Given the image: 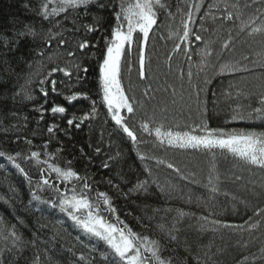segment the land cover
<instances>
[{
    "label": "trees",
    "instance_id": "trees-1",
    "mask_svg": "<svg viewBox=\"0 0 264 264\" xmlns=\"http://www.w3.org/2000/svg\"><path fill=\"white\" fill-rule=\"evenodd\" d=\"M166 2L173 13L176 12L178 4L184 7L183 0H166ZM225 2L231 4L237 0H203L204 7L199 14H196V24L193 25V30L203 36L205 41H213L211 47L214 54L204 72L197 77L195 73L200 61L197 53L204 45L193 41L190 53L194 73L192 83L204 89L200 94V99L207 101L205 119L210 127L221 126L264 131V119L231 121L232 110L236 104L240 103L246 107L249 101L244 100L243 97L238 101L236 99L227 100L222 95L229 83L237 84L245 92H259L261 83H264V74L258 66L253 73H237L234 77L218 75L220 63L241 60L243 55H249L251 59L256 60L259 59L256 56L257 53H264V40L259 36L250 37L247 32H240L239 21L221 25V21H213L210 17L204 16L209 4L219 3L223 8ZM238 2L243 5L246 2L250 3L251 0H238ZM100 4H104L105 7H100ZM109 4L110 0H96L94 4L89 5L86 11L72 12L67 19L63 16L56 18L62 29H71L74 20L77 27L81 23H93L94 18H98L100 24V31L95 33H84L83 29L74 35L69 31L65 32L66 38L70 40L68 48L74 47L75 42L82 36H87L98 45L91 50L95 52V56L91 53L87 57H81L79 54L77 56V59L89 69L86 82L74 83L75 76L69 80L62 73H56L52 77L57 80L59 93L68 94L71 88L73 91L87 92L92 100L97 101V110L101 112V116L96 115L94 119L85 121L79 128H76L67 125V118L73 114L80 115L90 111L91 101L81 99L68 104L63 99V95L52 93L49 85H46L49 95L45 98L39 92L37 84V73L42 75L50 67L56 65L62 67L68 59L66 49L58 47L55 41L51 48L46 47L42 42L41 36L47 29L51 28L53 32L57 30L54 23L43 21L36 15L37 0H0V121H2L0 123V150L8 153L16 151L27 153L31 147V150L43 151L41 147L45 142H49V152L57 153L56 161L66 166V162L71 160L75 170L81 175L87 174L91 177L90 183L93 190L90 195L93 198L97 192H107L112 197L120 219L124 220L134 231L153 238L164 239V233L158 226L164 225L166 229L170 228L176 216L175 209L180 208L186 212L195 213L196 217L207 215L210 219H219L234 225L244 224L249 217H251L250 222L259 220V226L251 231L247 230V225L243 230L220 228L217 231L211 229L202 231L200 229L202 222L194 217H184L176 226L179 229V248L176 252V260L177 264H185L184 257L188 256L187 264H194L193 256L195 254L203 256V253L207 251L211 256L208 264H237L238 261L245 264L242 261L243 256L249 257L247 264H251L253 256L257 258L255 264H264V261L259 259L260 249L264 248V217L254 215L257 208H264V172L242 167L231 157L218 156L216 163L221 178L220 193L211 195L205 187L210 157L190 150L153 148L151 143L138 146L141 152H147L177 165L182 173L189 177L181 179L166 166L156 165L155 161H140L136 156L137 147L115 129L114 122L104 111L103 104L100 102L101 95L96 72L104 43L103 37L108 35V30L114 22L112 8ZM256 6L261 7L259 4ZM212 11L217 16L220 15L216 9ZM243 11V18L247 19L255 8ZM201 16L204 17L203 21L199 18ZM179 21L178 15L172 20L166 17L165 10L160 11L157 26L150 34L147 49L150 57V62L146 67L148 79L139 80L137 58L132 62L130 73L126 68L124 70L122 83L125 89L128 86L131 94L145 105L144 109H138L137 121L145 113L151 115L154 108L159 117L160 110L165 106L168 108L166 115L169 122L172 121L173 116L180 123H192L199 119L195 89L188 84L186 76L184 80L179 79V70L182 69L187 73L189 61L183 51L172 52L175 40L168 38L169 31H174L179 26ZM201 24L208 31L201 30ZM26 25L33 26L40 35L35 39L30 36L17 37L16 33L25 30ZM229 33L233 38L231 48L218 58L216 53L220 52V45L228 39ZM5 38L9 41L7 46L4 44ZM13 40L17 42H11ZM40 51H43L45 55L39 56ZM168 55H172L171 68L166 62ZM243 63L250 68L253 67L247 61ZM205 74L210 81L207 85L204 84ZM29 80L32 81L31 84L26 83ZM62 80L64 83H61ZM149 85L152 91L148 97H145L143 92ZM168 85H173L177 89L178 95L175 99L178 103L175 106L171 103L173 99L171 89L164 90ZM21 86H24L34 97L32 100L25 99L23 93L16 95ZM181 91L184 96L183 101H180ZM190 95L191 100H189ZM152 96L155 99H151ZM252 103L255 106L254 100ZM53 104L64 105L67 112L54 116L50 111ZM181 104L184 105L183 109L177 111ZM40 105H43L47 111L43 113L36 111L35 109ZM41 115L43 119L40 118ZM52 124L59 127L54 133L49 134L47 128ZM25 138L32 141L31 146L25 143ZM96 147L101 148L98 155L94 151ZM57 149H62V151L57 152ZM81 149H83V154ZM89 157H91L90 162ZM108 157H114V159L109 160ZM104 162L109 164L107 169L102 167ZM146 165L153 170L151 179L161 185H172V187L161 192L156 184H150L147 192L133 191L125 197L107 183L108 180H112L120 185L122 192L128 193L138 180L145 179L146 174L143 170ZM190 173H195V176H190ZM9 176L0 171V178L3 180L0 183H4L2 187L9 195L11 218L4 210H0V217H3L6 227L15 225L24 241L34 242V244H26L20 252H5L3 257L5 264H32L34 254L37 252L41 255L42 264H76L80 252H83L89 260L94 258L95 264H103L100 258V252H102L100 248L93 246L89 250H80V236L75 231L73 232L75 227L64 214L61 217L54 215L59 221L52 222L48 217L31 213L22 204L20 205L19 196H17L19 194L14 191L17 187ZM236 176H240L241 179L236 180ZM224 192L229 195H223ZM232 196L236 199L233 200ZM168 208L173 211L165 212ZM156 209L160 211L157 212ZM92 241L93 245L97 244L94 239ZM245 244L247 247H244ZM186 245L191 247V251H186ZM8 246L10 247V242ZM4 247L5 242L0 241V249ZM173 248H176L175 244L169 245V251H166L164 255H172L171 249ZM97 257L99 260H96Z\"/></svg>",
    "mask_w": 264,
    "mask_h": 264
},
{
    "label": "snow or ice",
    "instance_id": "snow-or-ice-1",
    "mask_svg": "<svg viewBox=\"0 0 264 264\" xmlns=\"http://www.w3.org/2000/svg\"><path fill=\"white\" fill-rule=\"evenodd\" d=\"M96 0H37L35 13L43 21L54 23L56 31L53 32L51 28L47 29L43 36H41L43 44L51 48L53 42L62 49H66V59L64 66H52L44 74L37 73L39 85V92L45 98L49 95L50 86L52 93L61 94L57 88V80L52 78L56 73H62L64 77L69 80L75 76L74 83L86 82L88 67L83 65L77 56L87 57L89 53L95 56V52L91 51L98 47L87 36H82L81 39L75 42V46L68 48L70 40L66 38L65 32L69 31L73 35L80 33L83 29L84 33H95L100 31L99 19L94 18V22L90 24L81 23L79 27L76 26L75 20L71 29H62L59 20L56 18L62 17L67 19L72 12H79L81 10H88L89 5H92ZM184 7L176 6V12L170 10L166 0H110L109 6L112 8L113 24L108 30V35L103 37V47L101 55L98 59V88L101 95L100 102L107 110V115L111 121L114 122L115 129L126 137L127 140L137 147L136 156L140 161H155L156 165H164L167 169L172 170L181 179H188L182 173V170L172 162L150 155L147 152H141L138 146L141 144H152L153 148L163 147L167 149H176L183 151H192L210 157L209 169L207 176V184L205 187L211 195L220 193V174L218 165L216 163L217 157H231L238 165L246 167L249 170H259L264 172V131L249 130L243 128H226V127H210L205 115L207 113V101L200 99L201 92L204 91L199 85H193L194 73L191 67L192 61V45L193 41L203 43L204 47L197 53L200 57L198 70L195 73L197 77L210 63V58L214 54L211 47L213 41H205L204 37L193 30V25L196 24V14H199L204 7L203 0H183ZM259 4L261 7H257ZM100 7H105L100 4ZM27 8L28 5L26 4ZM208 11L204 16L210 17L213 21H221V25L228 22L239 21V31L247 32L250 37H261L264 40V0H251L241 5L238 0L235 3H224L223 8L219 3H212L207 6ZM255 8V11L244 19V9ZM212 9L220 12L217 16ZM161 10L166 11V17L174 20L178 15L180 17L179 26L174 30H170L168 34L169 39L175 40L172 49L173 53L183 51L189 61V69L185 73L182 69L179 70V79L184 80L187 77L188 84L195 89V102L197 104V111L199 119L192 123H180L176 117L173 116L172 121H168L166 113L168 108L165 106L160 110V116H157L155 108L151 115L145 113L138 121L136 119L138 109H144L145 105L142 101L136 99L135 96H129L122 83L125 68L130 73L132 70V53L135 46L138 60V78L141 81L148 79L147 63L150 62V57L147 54L148 45L150 42V34L157 26L158 15ZM203 21L204 17H199ZM201 30L208 31L207 28L200 25ZM40 33L31 26L26 25L25 30L16 33L17 37L30 36L35 39ZM163 38V37H161ZM17 42L15 40L11 41ZM9 41L4 40L5 46ZM233 43L231 33L228 39L224 40L220 45V52L216 53L219 58L223 52L230 50ZM39 56H44L45 53L40 51ZM259 59L253 60L249 55H243L241 60L225 61L219 64L218 75L221 76H235L237 73H253L256 66L261 69L264 74V53H257ZM51 59V57H49ZM172 55H168L166 62L171 68ZM247 61L253 65L248 67L243 63ZM31 67V65H29ZM83 73V75H81ZM209 79L205 74L204 84L209 83ZM26 83L31 84L29 80ZM61 83H64L62 80ZM171 89V96L173 97L172 105H177L178 101L175 97L178 95L177 89L173 85H168L165 91ZM183 89V85H181ZM152 91L151 86L145 88L143 96L148 97ZM27 100H32L34 97L27 91L24 86H21L20 91L16 95H21ZM63 95V99L72 104L78 100H90V111L84 112L80 115L73 114L67 118V125L69 127L79 128L85 121L94 119L97 115V101L92 100L87 92L73 91L69 89L68 94ZM215 95V94H214ZM222 95L227 100L236 99L237 101L243 97L244 100L249 101L247 106L237 103L232 110L231 121L236 120H251L264 119V83L260 85L259 92H245L237 84L229 83L228 87L223 90ZM180 101L184 100L183 93H179ZM155 99L154 96L150 97ZM191 95L189 100H191ZM254 100L255 106L252 101ZM45 103L47 100L45 99ZM184 105L181 104V111ZM43 113L47 111L43 105L35 109ZM51 113L65 114L67 108L62 104H53L50 107ZM43 119V115L40 117ZM26 119V118H25ZM2 123V121H0ZM59 126L52 124L47 128L49 134ZM17 139H20L17 137ZM25 143L29 146L32 141L25 138ZM48 143L43 145L41 150H29L27 153L16 151L8 153L0 150V158H5L19 173L24 177L27 183L31 186V198L49 205L53 209H58L60 213L64 214L72 225L80 230L85 236L94 239L97 242H102L104 250L100 252V258L103 264H177L176 252L179 248L178 232L176 227L181 219L184 217H194L200 223V229L217 231L220 228L243 230L247 225V230L256 229L260 221L250 222L245 221L244 224L234 225L223 222L219 219H210L207 215L196 217L193 212H186L182 208L175 209L176 216L170 228H165L164 225H159V229L164 233V239L153 238L150 235L134 231L122 219H120L117 208L112 202V197L107 192H97L95 198L90 193L93 190L91 186V177L87 174L81 175L72 167V161L68 160L66 166H61L60 163L55 162L57 153H50L47 151ZM62 149H57V152ZM83 154V149L80 150ZM95 153L98 155L101 152L100 147L95 148ZM119 156V153H117ZM109 160L114 157H108ZM89 162L91 157L88 158ZM25 162L36 168L38 179L33 180L30 172L22 166ZM102 167L108 168L109 164L104 162ZM145 179L138 180L137 183L129 189L128 193L122 192L120 185L108 180L107 183L114 188L117 193L125 197L133 192H147L150 184H156L161 192H165L167 188L172 185H161L153 177V170L147 165L144 167ZM52 174L55 179L59 181L64 188L61 189L52 181ZM194 177L195 173H190ZM236 180L241 179L240 176L235 177ZM195 183V180L193 179ZM46 190H51L55 193L54 196L44 199L40 193ZM223 195L228 196L227 192ZM235 200L236 197L232 196ZM155 211L159 212V209ZM173 209H165V212H172ZM110 214L106 218L104 213ZM211 215V214H209ZM257 217H264V208H257L254 211ZM114 217V219L112 218ZM139 220V218H137ZM147 227V225H144ZM0 241L5 242V247L0 249V264H5L3 259L5 252L13 253L23 251V248L28 243L19 234L15 225L5 226L3 217H0ZM166 241V242H165ZM10 242V247L8 246ZM175 244L176 248L171 249L172 255L165 256L164 253L169 251V245ZM247 247V244L244 245ZM71 251V249H69ZM186 251H191V247L186 245ZM260 260L264 261V248L260 249ZM194 264H208L211 259L208 252L205 251L203 256L195 254L193 256ZM256 257H252L251 264H255ZM188 256L184 257V262L187 264ZM242 261L247 264L249 262L248 256H243ZM95 264L94 258L89 260L85 257L83 252H80L76 264ZM32 264H42L41 255L37 252L34 254ZM237 264H241L240 261Z\"/></svg>",
    "mask_w": 264,
    "mask_h": 264
},
{
    "label": "bare ground",
    "instance_id": "bare-ground-1",
    "mask_svg": "<svg viewBox=\"0 0 264 264\" xmlns=\"http://www.w3.org/2000/svg\"><path fill=\"white\" fill-rule=\"evenodd\" d=\"M147 54H148V50H147ZM136 58H137V53H136V49H135V46H134L132 57H131L132 62ZM97 68H98V65H97ZM146 71H147V69H146ZM96 73H97V78H98V74H99V70L98 69H97ZM126 91H127V94L129 96H133L131 94V90H130V88L128 86H126ZM102 106L104 108V111L107 112V110L104 107V105H102ZM97 115L101 116V112L99 110H97ZM41 148L43 149V147H41ZM47 151H49V147L47 148ZM3 159H5V158H3ZM55 162L60 163V165L62 167L65 166L60 161H55ZM22 166H24L26 168V170L30 172V175H32L34 181L38 179V174H37V170H36L35 167H33L32 165H30L27 162H25ZM0 167H2V168H0V171L3 172L7 176L10 175L9 177H11L13 183L16 185L17 188L14 189V191H15V193L19 194L17 196H19L20 205L22 204L31 213L41 214V216H45V218L48 217L49 219L52 220V222H56V220L59 221L54 216V215H57L58 217L62 216V213H60L58 209H53L47 204L32 200V198H31V190H32L31 186L27 183V181L24 179V177L19 173V171L15 167H13L6 159L2 160L1 158H0ZM1 180L2 179L0 178V181ZM52 181L57 185V187H60L61 189L64 188V185H62L59 181H57L55 179V175L54 174H52ZM3 185H4V183L1 182L0 183V210H2V211L4 210V212L7 215H9L10 218H11V210L12 209H11L10 203H9V195L5 191V189L2 187ZM40 195L44 199H48L49 197L54 196L55 193L52 192L51 190H46L45 192L40 193ZM12 213H13V211H12ZM104 215L106 216V218L110 217V214L107 213V212H105ZM74 231L80 236V240H81V243L79 244L80 250H82V251L83 250H89V249L93 248V246H96V247L100 248L102 251L104 250L105 246H103L102 242H97L96 241L97 244L93 245L92 238L85 236L77 228H74L73 232ZM96 260H99V258L97 257Z\"/></svg>",
    "mask_w": 264,
    "mask_h": 264
}]
</instances>
